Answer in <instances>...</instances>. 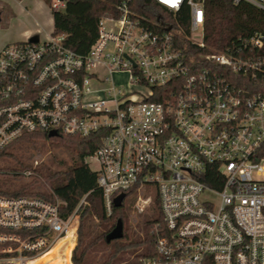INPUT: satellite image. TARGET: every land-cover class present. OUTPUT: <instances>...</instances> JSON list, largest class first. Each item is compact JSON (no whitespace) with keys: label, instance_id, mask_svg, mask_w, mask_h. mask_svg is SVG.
<instances>
[{"label":"built area","instance_id":"built-area-1","mask_svg":"<svg viewBox=\"0 0 264 264\" xmlns=\"http://www.w3.org/2000/svg\"><path fill=\"white\" fill-rule=\"evenodd\" d=\"M154 1L174 17L187 9V28L147 26L123 3L85 54L51 34L5 46L0 150L23 134L98 133L83 163L95 165L106 215L120 195L159 204L153 253L137 264H264V34L203 53V0ZM241 2L264 12V0ZM49 195H0V264H26L66 236L77 209L63 219Z\"/></svg>","mask_w":264,"mask_h":264},{"label":"trees","instance_id":"trees-1","mask_svg":"<svg viewBox=\"0 0 264 264\" xmlns=\"http://www.w3.org/2000/svg\"><path fill=\"white\" fill-rule=\"evenodd\" d=\"M20 1V0H19ZM51 11L54 37L64 36L63 44L68 49L85 54L97 37L98 22L103 17L119 16V7L125 3L134 18L141 19L147 26L180 25L187 28V9L176 13L175 17L154 0H61L65 8L61 11L51 9L52 0H42ZM204 10V42L203 53H220L232 41L251 35L254 32L264 34V12L241 2L234 4L233 0H203ZM100 143V134L96 133L86 138L68 137L59 134L49 138L47 133L23 134L19 139L0 150V171L7 172L12 177L20 178L25 171L34 175L18 188L2 189L0 195L18 197L35 196L49 198V191L61 202L60 216L69 218L77 209L79 223L77 228V245L72 253V264H87L91 250L99 246H109L110 251L100 264H137L139 259L153 253L155 235L152 227L161 222L158 201L153 202V214L144 221L141 235L131 237L128 228L123 229L120 240L106 243L105 236L115 227L118 220L125 223L127 215L124 205L112 207L111 215L107 216L102 194L96 186L95 173L83 163V157L92 154ZM53 147L64 148L74 161L66 165L64 161L51 157V164L59 169L40 163L34 166L32 162H24L17 152L29 148L37 154L41 149ZM9 161L10 163H7ZM6 165H3V163ZM207 184L217 187L207 180ZM84 199V203L80 204ZM128 206L129 208L134 205ZM76 218L71 222L65 238L59 240L52 250L28 264H69L68 255L74 246V230ZM58 256L60 258H58ZM57 257V260H52ZM204 264H212L210 258H205Z\"/></svg>","mask_w":264,"mask_h":264},{"label":"rangeland","instance_id":"rangeland-1","mask_svg":"<svg viewBox=\"0 0 264 264\" xmlns=\"http://www.w3.org/2000/svg\"><path fill=\"white\" fill-rule=\"evenodd\" d=\"M9 1L13 3L12 0H0V51L9 44L22 41L23 40L22 32L25 30H34L36 28V21L38 22H41L44 20L46 21V19L48 18L47 12L42 13L35 9L33 10V8L30 14H20V12L16 13L14 10L11 9L12 4ZM53 1L54 0H52V3ZM29 8H31V6ZM44 29L46 30V33L44 34V31H43V33L39 35V38L41 40L45 39V37L49 36L52 33L49 31L48 23H47V26L44 27ZM119 82L120 83L124 82L123 76L119 78ZM17 155L21 156L24 162L34 163V161H39L40 163L48 165L54 169H59V167L54 166V164H51L50 160H51V157L53 156H55L58 160L64 161L66 165H70L74 161V158L72 159L71 158L72 156L62 147L44 148V149H41L40 152L37 154L36 153L34 154L33 151L29 148H23L17 152ZM2 163L3 165H6V162L5 164L4 162ZM7 163H10V162L7 161ZM90 167H91V170H94L95 168L94 163H92ZM27 181H28L27 177H24V176L20 178L12 177L11 175H8L7 172L2 171L1 173L0 171V185H2L1 186L2 189H5V190L10 189V188L15 189V188H18L20 185H22V183H25ZM45 188L47 189V191H49V188L47 185H45ZM28 197H32V196H28ZM135 199H136L135 194H128L125 196L123 203H122V205H124L125 207L124 213L127 215L125 223H122L123 229L125 227L128 228L130 230L131 237L141 235V231L144 226V221L149 217V215L153 214V205L151 204V202H148L145 199L135 202V204L129 208L128 206H130ZM75 218H76V227L74 230V246L72 247L68 255L69 264H72V261H71L72 253L77 245V237H78L77 228H78V223H79L78 215ZM52 248L48 252H50ZM109 251H110L109 246H99L98 244L95 247V249L89 252L88 257H87V264H100L105 259V256ZM42 256L43 255L32 258L29 261H27L26 264L33 262L34 260ZM58 258L60 257L58 256ZM52 260H57V257H54ZM119 264H126V262L123 261V262H120Z\"/></svg>","mask_w":264,"mask_h":264},{"label":"crops","instance_id":"crops-1","mask_svg":"<svg viewBox=\"0 0 264 264\" xmlns=\"http://www.w3.org/2000/svg\"><path fill=\"white\" fill-rule=\"evenodd\" d=\"M13 3L11 6V9L14 10L16 13L20 12V14H30L32 8L33 10H37L39 12H47L48 13V18L46 21H41L38 22L36 21V28L34 30H25L22 32V37L23 40L33 36V35H41L44 31V34L46 33V30L44 27L49 26V31L52 32L53 30V20H52V15L51 11L48 8V6L45 5V3L42 0H12ZM31 6V8H29ZM13 11V12H14ZM22 40V41H23Z\"/></svg>","mask_w":264,"mask_h":264},{"label":"water","instance_id":"water-1","mask_svg":"<svg viewBox=\"0 0 264 264\" xmlns=\"http://www.w3.org/2000/svg\"><path fill=\"white\" fill-rule=\"evenodd\" d=\"M38 39L37 35H34L32 37H30V42H36ZM57 133L56 132H49L48 133V137L52 138V137H57ZM124 199L123 195L118 196L115 200H114V207L119 208L122 205V201ZM123 237V224L121 222V220H118L115 227L105 236V241L106 243H110L111 241H115V240H120Z\"/></svg>","mask_w":264,"mask_h":264},{"label":"snow or ice","instance_id":"snow-or-ice-1","mask_svg":"<svg viewBox=\"0 0 264 264\" xmlns=\"http://www.w3.org/2000/svg\"><path fill=\"white\" fill-rule=\"evenodd\" d=\"M164 3H171V4H175L177 2V0H163Z\"/></svg>","mask_w":264,"mask_h":264}]
</instances>
